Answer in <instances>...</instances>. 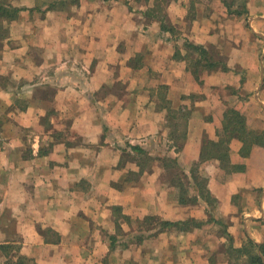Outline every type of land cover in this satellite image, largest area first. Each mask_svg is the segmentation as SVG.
Instances as JSON below:
<instances>
[{
  "label": "crops",
  "instance_id": "0c3cea01",
  "mask_svg": "<svg viewBox=\"0 0 264 264\" xmlns=\"http://www.w3.org/2000/svg\"><path fill=\"white\" fill-rule=\"evenodd\" d=\"M229 109L264 131V0H0V264H242L264 146L208 149Z\"/></svg>",
  "mask_w": 264,
  "mask_h": 264
},
{
  "label": "trees",
  "instance_id": "16d2710c",
  "mask_svg": "<svg viewBox=\"0 0 264 264\" xmlns=\"http://www.w3.org/2000/svg\"><path fill=\"white\" fill-rule=\"evenodd\" d=\"M159 8L160 7L157 6L153 10L157 11ZM154 15L156 16V14ZM190 47L194 50L200 49L201 52L206 53V50L202 46L190 44ZM173 114L174 113H172V116L174 117ZM172 116L171 119L173 118ZM246 118L247 117L239 110H227L225 114L224 128H222L224 136L221 135L222 137L218 142H211V146L209 145L208 149L216 152L218 154V158L221 160L228 161V148L226 145L233 136H237L242 140L243 147L241 149V153L244 155L249 154L255 145L264 146V131H256L249 128ZM147 219L145 221L146 224L152 225L153 222L158 223L160 225V230L170 229L178 223L174 221L161 220L160 218H156L154 220L153 218L152 220ZM145 223H143V225ZM140 226L142 227L141 224ZM141 238L142 237H140L139 240H141ZM237 251V255H235L236 257L232 255V260H234L235 263L264 264V243H257L251 240L247 245H245V248H239Z\"/></svg>",
  "mask_w": 264,
  "mask_h": 264
}]
</instances>
